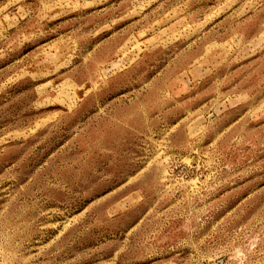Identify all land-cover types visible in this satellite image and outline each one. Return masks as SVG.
I'll return each mask as SVG.
<instances>
[{
	"label": "rangeland",
	"instance_id": "374dc122",
	"mask_svg": "<svg viewBox=\"0 0 264 264\" xmlns=\"http://www.w3.org/2000/svg\"><path fill=\"white\" fill-rule=\"evenodd\" d=\"M0 264H264V0H0Z\"/></svg>",
	"mask_w": 264,
	"mask_h": 264
}]
</instances>
